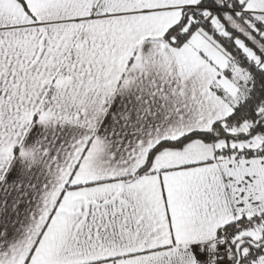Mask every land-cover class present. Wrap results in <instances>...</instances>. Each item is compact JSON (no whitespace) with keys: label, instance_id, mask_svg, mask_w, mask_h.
<instances>
[{"label":"snow or ice","instance_id":"obj_1","mask_svg":"<svg viewBox=\"0 0 264 264\" xmlns=\"http://www.w3.org/2000/svg\"><path fill=\"white\" fill-rule=\"evenodd\" d=\"M0 264H264V0H0Z\"/></svg>","mask_w":264,"mask_h":264}]
</instances>
